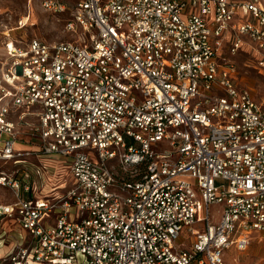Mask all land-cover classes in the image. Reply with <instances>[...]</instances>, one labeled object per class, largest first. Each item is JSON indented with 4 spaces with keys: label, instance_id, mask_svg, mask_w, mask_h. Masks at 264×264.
Masks as SVG:
<instances>
[{
    "label": "built area",
    "instance_id": "built-area-1",
    "mask_svg": "<svg viewBox=\"0 0 264 264\" xmlns=\"http://www.w3.org/2000/svg\"><path fill=\"white\" fill-rule=\"evenodd\" d=\"M41 5L79 38L5 42L0 221L28 235L0 264H225L264 240V100L233 59L264 68V0ZM52 164L37 197L25 169Z\"/></svg>",
    "mask_w": 264,
    "mask_h": 264
},
{
    "label": "rangeland",
    "instance_id": "rangeland-1",
    "mask_svg": "<svg viewBox=\"0 0 264 264\" xmlns=\"http://www.w3.org/2000/svg\"><path fill=\"white\" fill-rule=\"evenodd\" d=\"M68 16V14H54L45 11L41 5V0H31V2L28 0H0V60L5 56V42L9 38L22 41L23 46L33 38L51 43L78 39V35L66 29ZM249 51V47H245L233 59L239 69V82L248 87L256 100L260 102L264 100V68L257 64ZM161 144L167 145L164 141ZM30 161L36 163L37 159L32 157ZM27 166V168L34 169L30 164ZM14 167L12 161L0 160V169L11 170ZM60 167L67 170L63 165ZM25 170L26 178L35 184L32 194L37 197H45L55 192L53 188L58 175H56L57 169L54 165L53 167L50 166L45 174L38 178L33 177L30 169L29 171L28 169ZM62 180H66L68 185L70 184L68 177ZM63 187L64 185L58 190L59 193L64 191ZM4 192L5 189L1 188L0 193ZM1 198L2 201L14 200L10 192L9 196H1ZM222 209V205H212L210 207L215 222L219 220ZM0 230L4 233L3 240L0 241V254H4L9 247L17 242H24L22 237L28 235L26 231L10 219L0 221ZM189 242L190 240L184 246L188 245ZM224 260L225 264H264V240L255 233L247 250L241 251L236 246H231L224 251Z\"/></svg>",
    "mask_w": 264,
    "mask_h": 264
},
{
    "label": "crops",
    "instance_id": "crops-1",
    "mask_svg": "<svg viewBox=\"0 0 264 264\" xmlns=\"http://www.w3.org/2000/svg\"><path fill=\"white\" fill-rule=\"evenodd\" d=\"M24 144H25L24 147H29L30 146L29 143H24Z\"/></svg>",
    "mask_w": 264,
    "mask_h": 264
}]
</instances>
